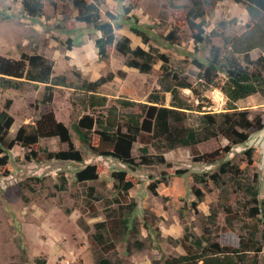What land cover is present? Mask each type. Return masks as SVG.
I'll list each match as a JSON object with an SVG mask.
<instances>
[{"label": "rangeland", "instance_id": "1", "mask_svg": "<svg viewBox=\"0 0 264 264\" xmlns=\"http://www.w3.org/2000/svg\"><path fill=\"white\" fill-rule=\"evenodd\" d=\"M86 1L100 6L103 20L109 19L106 12L113 15L116 38L127 35L133 48L154 47L165 53L171 73L177 70L178 77L190 84L178 89L191 108L183 125L196 127L201 113L226 110L223 93L214 87L203 88L196 75L206 66L212 45L219 48L221 56H228L231 41L251 25L246 0H202L203 42L197 44L185 23L191 0ZM21 2L0 0V56L18 60L23 53L43 54L54 61L52 75H64L68 86H56L51 101L45 104L41 102L43 84L19 79L18 88L0 87V111L6 109L13 118L9 141L27 123L36 124L43 133L31 147L15 143L5 149L8 160L0 166V264H97L101 257L109 264H162L165 258L184 253L180 239L190 246V239L199 236L207 223L209 209L227 200L229 194L223 192L229 189L227 175L220 176L225 180L220 184L209 177L227 161L256 177L258 199L264 200V93L236 102L257 128L260 125L244 142L231 144L218 134L192 146L167 150L159 161L161 153L150 138L148 143L137 140L132 144V164L100 156L91 147L98 142L96 131L86 144L71 123L86 114L104 116L106 107L88 108L85 94L75 91L74 85L111 74L96 92L108 97L107 105L118 97L136 101L133 107L118 106V111H143L146 117L151 104L171 105L170 94L163 93L158 82L161 60H156L148 72H140L125 64L126 57L114 44L107 46L106 57H99L94 40L100 34L74 19L77 11L72 0L66 2L72 7L69 18L64 17V4L58 0H46L37 17L28 16ZM131 27L144 31L148 42L133 34ZM171 32L172 40L168 37ZM261 54L264 52L252 50L249 59ZM239 59L245 64L241 56ZM151 94L163 100L154 104ZM51 114L69 129L81 161L50 156V152L68 149L57 137L44 135L53 125L48 118ZM162 142L168 143L166 139ZM248 148L253 149L251 164L246 161ZM143 155L152 162L143 164ZM88 165L95 166L97 178L78 181L76 172ZM119 171H123L124 181L132 183L127 190L113 175ZM218 208L217 222L211 228L213 241L236 246L242 234L241 216L233 213L234 209L233 214H225L222 207ZM228 218H233L231 226ZM257 264H264V247Z\"/></svg>", "mask_w": 264, "mask_h": 264}, {"label": "trees", "instance_id": "2", "mask_svg": "<svg viewBox=\"0 0 264 264\" xmlns=\"http://www.w3.org/2000/svg\"><path fill=\"white\" fill-rule=\"evenodd\" d=\"M45 1L22 0L21 4L23 11L28 16L37 17L41 15ZM58 1L64 4L62 12L64 17L69 18L72 14V7L66 4L68 0ZM72 6L77 11L74 19L87 26H92L100 34L94 40L99 57H106L107 46L114 44L115 49L126 57L125 64L140 72H148L156 60H161L162 75L158 82L162 87L161 91L169 93L172 100L170 107L151 104L145 111L146 117L142 116L143 111L121 114L118 111V106L133 107L136 101L118 97L111 100V105H107L108 97L96 92L100 85L109 80L111 74L100 76L93 81L82 80L74 85L75 91L85 94L88 108L106 107L104 116L100 115L94 118L86 114L74 119L71 123L79 139L86 144L90 143L91 134L96 131L98 142L97 145L91 146L96 154L132 164L133 159L130 154L132 144L137 140L148 143L152 138L154 139L153 146L161 153L158 157L161 161L162 154L176 146H192L218 134L226 137L231 144L241 143L248 139L251 130L257 128V125L255 126L248 118V112L245 109H239L236 102L257 93H264V55L261 54L254 60L249 59V53L252 50L258 49L264 52V0H246L245 9L250 17L251 25L231 41L228 56H221L217 46L210 47L208 62L196 76L203 83V88L214 87L223 93L226 98V110L218 113H201L196 127L183 125L186 112L191 108L187 101L179 95L178 89L189 88L190 84L178 77L177 70L171 73L165 53L154 47H150L148 50L140 46L133 48L127 35L116 38L114 22H112L113 15L106 12L109 19L103 20L100 6L95 1L72 0ZM203 17L202 0H191V6L185 14V23L191 30L192 38L196 44L203 42V25L201 23ZM197 19H201V21ZM115 27L120 28L117 23H115ZM130 31L139 36L144 43L148 42V36L140 28L131 27ZM168 37L173 38L172 32ZM239 56L242 57L245 64L241 62ZM249 64H252V68L249 67ZM53 66V59L43 54L23 53L18 60L0 56V87L3 89L18 88L20 86L19 79L34 84H43L41 102L45 104L51 101L52 91L56 86H68L64 75H52ZM178 71L182 72L183 70L179 68ZM192 90L194 91V89ZM162 98L160 95H150V100L154 104L160 103ZM143 106L146 107V105ZM48 118H51L53 125L44 135L55 136L68 145L67 150L50 152V156L59 160L81 161L82 155L79 150L74 148L67 126L56 121L52 114ZM12 122L13 118L9 112L6 109L1 110L0 154H2L0 155V166L7 163L6 148H10L15 143H20L23 147H31L43 135L36 124L27 123L20 126L14 138L9 141L8 130ZM258 126L260 128L259 124ZM93 128L96 129L93 130ZM173 131L176 132V135H173ZM143 132L151 134L150 137L144 136ZM163 139H166L168 143L164 144ZM142 151L145 154L146 148L143 147ZM252 151V148L245 151L247 164L252 162ZM141 160L146 165L152 162L146 155H143ZM113 175L121 183L123 182L124 190L132 186L131 181H124L123 171L115 172ZM221 175H227L226 185L229 189L223 191L225 194H229L227 200L220 201V204L209 209V214L206 215L207 223L204 224L199 236L190 239V246L180 239L183 247L186 248L184 253L173 254L165 258L162 264L258 263V253L264 247V200L258 199L256 177H251L238 164L231 161L221 164L218 171L211 173L209 177L216 184H220L225 181L220 178ZM96 178L97 173L93 165H88L76 172L78 181ZM218 207H222L225 214L239 213L241 216L239 229L242 234H240L236 246L220 245L213 241L211 228L217 222ZM233 209L235 211L232 213ZM232 220L233 218L227 219L229 226H231ZM41 264L44 263L41 262ZM97 264H109V260L101 257L97 260Z\"/></svg>", "mask_w": 264, "mask_h": 264}]
</instances>
